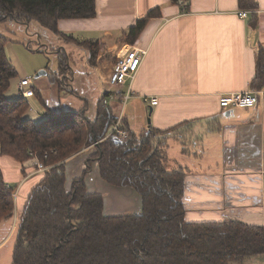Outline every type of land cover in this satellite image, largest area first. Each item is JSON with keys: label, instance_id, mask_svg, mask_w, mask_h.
I'll list each match as a JSON object with an SVG mask.
<instances>
[{"label": "trees", "instance_id": "1", "mask_svg": "<svg viewBox=\"0 0 264 264\" xmlns=\"http://www.w3.org/2000/svg\"><path fill=\"white\" fill-rule=\"evenodd\" d=\"M171 1L189 9L190 0ZM238 2L242 9L258 7L255 0ZM96 15L97 0H0V22L13 20L28 26L37 21L65 40L89 46L90 61L96 60L101 44L65 35L59 21ZM160 15V8L151 10L124 32V41L134 44L148 21ZM6 43L7 38L0 35V152L21 162L36 159L47 167L19 218L11 264H242L264 256V225L233 218L188 221L187 169L168 168L170 138L181 142L182 154H197L189 146L202 145L208 132L221 131L218 119L209 120L206 132L200 134L192 122L166 130L149 127L140 133L126 126L130 137L119 142L108 136L115 106L104 105L102 94L94 119L84 106L76 111H48L36 123L28 118L31 107L26 98H6L17 76ZM59 59L62 70L68 57ZM51 81L58 83L55 75ZM250 86L253 91L264 88L263 50ZM96 142L87 168L70 181L68 161ZM95 163L106 184L135 192L138 212L116 215L106 211L105 194L91 192L88 186L87 176ZM7 185L0 169V222L14 216L16 188Z\"/></svg>", "mask_w": 264, "mask_h": 264}, {"label": "crops", "instance_id": "2", "mask_svg": "<svg viewBox=\"0 0 264 264\" xmlns=\"http://www.w3.org/2000/svg\"><path fill=\"white\" fill-rule=\"evenodd\" d=\"M255 1L257 9H242L238 0H190L189 9H185L171 0H97L95 18L59 21L62 33L88 31L84 40L72 36L80 41H98L104 53L124 44L146 51L143 65L132 81L134 96L127 104L125 124L131 130H166L192 122L194 131L200 134L206 132L209 120L216 118L221 123L222 130L208 132L205 139L222 141V154H167L169 169H187V196L188 202L192 201V207L187 206L188 221L205 216L208 221L233 218L264 225V88L258 91L256 106L236 108L241 112L232 121L223 122L221 117L231 110L230 117L235 108L226 109L219 104L224 95L252 90L258 54L264 51V0ZM156 8H160L161 15L148 21L134 44L126 43L124 32ZM241 10L250 11L248 17H241ZM130 83L129 80L123 90ZM57 91L60 95L58 87ZM38 92L40 97L42 93ZM144 97L158 98V104L152 106L144 102ZM57 104L58 111L47 102L46 114L58 113L66 106L60 100ZM143 108L149 113L152 109V124L139 130L132 120L134 112ZM83 154L86 152L68 161L70 181L87 168ZM36 166V159L21 162L0 152L4 180L17 191L14 216L0 222V264L12 263V236L29 194L45 175ZM87 178L91 192L119 189L100 179L97 163ZM121 190L139 202L133 190ZM105 201L107 205L106 198ZM136 208L127 213L138 212L139 204Z\"/></svg>", "mask_w": 264, "mask_h": 264}, {"label": "rangeland", "instance_id": "3", "mask_svg": "<svg viewBox=\"0 0 264 264\" xmlns=\"http://www.w3.org/2000/svg\"><path fill=\"white\" fill-rule=\"evenodd\" d=\"M63 32L67 35H74L84 40L88 31L78 30L67 32L63 30ZM0 35H4L7 38V56L17 72V76L11 81V86L6 92V98L8 100H16L22 97L18 83H20L23 78H31V86L41 91V95L43 96L40 95L42 102L51 103L52 110L57 107L56 105H58L57 103L60 100L63 105H66L63 106L62 110L76 111L86 106L88 109V116L91 119L95 118L97 101L100 96L104 94L99 84L101 80L100 73L105 76L108 75L114 62L117 60V57H115L111 51L104 53L101 46L96 60L90 61L89 57L91 55L88 49L89 46L87 47L85 44L78 45L72 38H67L65 40L40 25L37 21H31L28 26L13 20L0 22ZM99 35L101 37V34ZM65 55L68 57V65H65L61 70L62 65L59 56L65 57ZM100 55L101 57H99ZM41 72L45 74L37 77ZM54 75L59 84L51 81V77ZM100 82L102 84V80ZM57 87L60 95L57 94ZM126 89L127 88L124 90L126 91ZM37 94L39 93L36 90V96L27 99L31 107V110L28 112V118H31L36 123L47 117L46 107ZM131 102L133 101L131 100L130 103ZM134 102L138 103L136 100ZM240 112L239 109L235 108L234 113L230 117L228 115H223L221 120L223 122L228 120L232 121L233 118L239 116ZM133 119L134 126L139 130H141L142 127L148 128L152 124L149 122L151 116L144 108L136 110ZM204 129H207V125ZM215 136L219 137L218 135ZM97 144L98 142L83 148L81 152H86L85 155L83 154V157L86 156V158H88L90 155L94 154L97 150ZM189 147H192V151L198 154H222L223 151L222 141L217 142L214 139H204L202 145L191 144ZM194 147H196V150ZM167 148V154H182V144L176 138H170ZM202 148H204L203 151ZM115 190H111V192L106 191L104 193L107 200L106 211L118 215L132 212L134 208L138 209L136 206H138L139 202L135 197L133 199V196L129 192H125L124 190L120 191L119 189ZM98 191L104 192V189H99ZM233 194H236L237 198H242L240 194ZM185 202L186 208L187 206L192 207V201L189 200L188 202V196ZM242 208L243 207L240 209ZM243 210H245V208H243ZM194 221L203 222L208 220L205 216H201V218L198 220L195 219ZM16 234L17 232L12 236V240L13 238L14 240L16 239ZM242 264H264V256L251 257Z\"/></svg>", "mask_w": 264, "mask_h": 264}, {"label": "built area", "instance_id": "4", "mask_svg": "<svg viewBox=\"0 0 264 264\" xmlns=\"http://www.w3.org/2000/svg\"><path fill=\"white\" fill-rule=\"evenodd\" d=\"M249 13L250 11L248 10L239 11V15L245 18L248 17ZM109 51L117 57V60L114 62L113 68L110 69L108 75L105 76L100 73L105 95L103 103L108 106H115V115L111 119L108 136L124 141L130 137V131L127 129L124 122L128 101L134 96L132 81L140 67L143 65L146 51L127 44L120 47L114 46ZM129 80L131 83L127 86L125 91L123 90V87ZM18 84L22 97L29 99L35 95L34 87L31 86V78H23ZM259 96L260 94L256 90L246 92L241 91L222 96L219 104L222 108L226 109L252 108L258 103ZM144 102H149L150 105L155 106L158 104V98L154 97L148 99L144 97ZM36 167L37 170L43 172L47 169V167L40 161H37ZM7 186L10 187L9 184ZM13 196L15 199L17 191L14 192Z\"/></svg>", "mask_w": 264, "mask_h": 264}, {"label": "water", "instance_id": "5", "mask_svg": "<svg viewBox=\"0 0 264 264\" xmlns=\"http://www.w3.org/2000/svg\"><path fill=\"white\" fill-rule=\"evenodd\" d=\"M42 74H45L44 72H41V73H39L38 75H37V77H40ZM151 113H152V109L150 110V113H149V115L151 116ZM232 112H231V110H229L228 112H226L225 113V115H230ZM149 122H151V119H150V121ZM116 139V138H115ZM117 141H121V140H119V139H117Z\"/></svg>", "mask_w": 264, "mask_h": 264}]
</instances>
